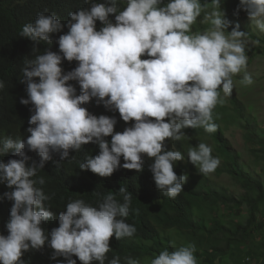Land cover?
I'll return each mask as SVG.
<instances>
[{
    "label": "clouds",
    "instance_id": "9594fccd",
    "mask_svg": "<svg viewBox=\"0 0 264 264\" xmlns=\"http://www.w3.org/2000/svg\"><path fill=\"white\" fill-rule=\"evenodd\" d=\"M221 5L222 0H93L89 7L69 13L66 24L55 13L41 12L22 26L19 36L34 42L35 55L25 59L21 69L27 98L20 103L31 104L32 114L27 138H4L0 147V153L13 150L17 157L0 160V183L12 189L0 200L13 201L5 225L8 234H0V264H25V252L46 244L53 249L51 259L56 264H77L73 255L82 264H140L131 254L108 256L110 238H131L137 231L127 222L132 195L126 187L118 192L123 202L112 192L99 191L93 193L94 204L82 198L69 200L58 215L59 226L47 232L42 225L54 213L46 205L50 195L37 186L45 184L38 172L53 153L65 160L70 150L79 152L85 144L95 143L99 153L86 156L79 164L81 170L101 177L120 167L141 172L146 155L153 161L155 186L177 197L189 178L174 171L181 160L186 169V155L172 141H179L189 127L213 134L221 131L213 116L217 104L223 103L221 92L231 103L234 76L240 75L243 86L254 83L247 70L248 33L238 23L231 26ZM241 11L264 33V0H239L234 15ZM202 13L201 23L208 26L194 31ZM65 27L68 31L55 41L58 51L49 47L40 51L39 45L53 44L52 34ZM64 60L77 65L65 72ZM70 81L78 83L79 93ZM93 99L109 111H118L130 126L115 131V116L96 115L84 106ZM166 140L175 150L168 149ZM28 152H36L39 162L29 165ZM187 157L203 175L220 164L204 142L189 148ZM150 264H198L196 246L165 247Z\"/></svg>",
    "mask_w": 264,
    "mask_h": 264
},
{
    "label": "trees",
    "instance_id": "16d2710c",
    "mask_svg": "<svg viewBox=\"0 0 264 264\" xmlns=\"http://www.w3.org/2000/svg\"><path fill=\"white\" fill-rule=\"evenodd\" d=\"M91 2L93 0H0V80L4 81V89L0 90V147H2L4 138L21 137L26 139L29 135L26 129L29 127L28 119L32 114L30 112L32 106L31 104L26 106L20 103L22 97L27 98L26 86L20 80L25 59H33L35 52L33 50L34 42L19 36L22 26L33 22L41 12L46 15L55 13L62 23L66 24L69 13L80 8H87ZM96 2H104V0H96ZM110 18L115 22L114 16ZM100 27L101 22L97 21V30ZM67 31L68 29L65 27L62 32L52 34L53 44L39 45L40 51H43L45 47H49L52 51H58V44L55 41L60 34ZM76 65V61L64 60L62 68L67 72ZM70 83L77 87L79 93L78 83L76 81H70ZM231 103L235 111H238V114L242 116L239 101L233 96V93ZM84 106L96 115L115 116L117 119L115 131H123L125 127L130 126L131 122H124L119 117L118 111H109L102 104L97 105L95 99ZM249 136L250 139L257 137L256 134ZM213 137L218 149L228 156L230 155L231 174L246 189L245 195L241 198L229 194L225 189L216 190V188H212L210 195L205 190L207 182L196 183L192 178L184 181L183 190L177 197H169L155 186L150 170L153 161L146 155L144 156V168L141 172L120 167L111 176L101 177L90 170H81L79 164L84 162L86 156H95L99 153L97 144L88 143L79 152L70 150V156L65 160H61L58 153H53L52 158L45 162L44 168L39 170L38 176L44 177L45 184L37 186L43 187L45 193L50 195L51 199L46 202V205L49 203L51 205L50 210L54 213L53 217L45 222L42 227L47 232L58 227V215L61 211L66 210L65 205L69 200L82 198L94 204L96 197L93 193L97 191L101 193L112 192L123 202L118 192L119 188L124 186L132 195L127 222L134 224L137 231L131 238H110L112 251L108 253L109 259L114 254L121 257L131 254L139 258L140 264H143L145 260L150 262L154 255L163 248L167 247L171 250L172 240L168 236H163L160 228L177 230V234L185 236V244L194 242L198 264H215V261L230 252L238 264H245V261L241 260L245 252L250 256H262L263 254L258 255L259 252L255 254V251L246 250V248L241 249V247L242 245L245 246V242L252 231L264 227V224L259 223L258 219L260 209L264 206V182L243 170L238 156L231 152L229 143L223 138L219 129L214 132ZM106 139L110 141L111 137H106ZM166 144L169 150H175L170 140H166ZM27 154L30 157L29 165L33 161L39 162L40 157L36 152H28ZM10 158H17L14 157L13 150L0 153V160L7 162ZM123 163V157H121V164ZM174 171L177 175L185 176L182 160L176 162ZM11 190L5 184L0 183V195ZM12 203L13 201L7 199L0 200V234H8L5 225L10 216ZM217 204L234 206L238 209L242 208L244 204L249 207L246 224L239 225L230 232L231 236L227 240V244L229 243L227 248L220 247L211 238L220 232L228 233V229L217 222L207 230L204 218H199L197 214L202 206L213 208ZM243 249L242 257H240V251ZM227 251L229 252L227 253ZM52 252L53 249L46 244L39 250L25 252L22 259L25 264H56L51 259ZM72 258L77 260V264H82L75 255ZM56 259L63 260L64 257H57ZM93 264H97V262H93ZM261 264H264V261Z\"/></svg>",
    "mask_w": 264,
    "mask_h": 264
},
{
    "label": "rangeland",
    "instance_id": "374dc122",
    "mask_svg": "<svg viewBox=\"0 0 264 264\" xmlns=\"http://www.w3.org/2000/svg\"><path fill=\"white\" fill-rule=\"evenodd\" d=\"M210 3L211 0H208ZM239 0H222V11L225 19L231 22V26L240 25V30L248 33L249 41L247 47L248 68L247 70L253 75L254 83L250 86H243L239 83L240 75L234 76L233 94L238 99L241 107L240 116L238 111H235L228 97L223 98V103H218L213 111V116L220 128L225 140L229 142V149L238 156V160L242 165L243 170L264 182V33H261L253 22L247 17L244 11H241L238 16L234 15ZM212 9L209 7L208 11ZM201 18L197 24L193 26L194 31L203 30L208 25L201 23ZM231 27L229 28V31ZM259 41V43H256ZM185 135L179 141H172L175 149H181L186 155L184 162L186 163V178H192L197 182H207L205 190L210 195L212 188L225 189L231 195L241 198L245 195L246 189L242 184L231 174L232 163L231 157L217 149V145L213 139V133H207L203 128H186ZM255 135V139H250L249 135ZM262 140L263 142H261ZM200 142L208 144L212 149V155L220 159V164L217 169L208 174L203 175L199 171V167L190 162L187 157L189 148L197 147ZM246 204L238 209L234 206H225L217 204L215 207L202 206L200 211H197L198 217L204 218V223L207 230L214 226L215 223H220L227 232H220L211 239L219 244L220 247L227 248V240L231 236V231L239 225H245L249 211ZM259 223L264 224V206L258 214ZM205 228V230H206ZM163 236L171 238L172 243L176 246L185 244V236L177 234V230L159 229ZM207 232V231H206ZM250 236L242 248L246 250L259 252L262 256H250L246 252L243 254L240 251V257L245 264H261L264 261V227L251 232ZM194 244V242L192 243ZM231 250V248H229ZM229 250V251H230ZM227 251V253L229 252ZM239 253V252H237ZM222 257V256H221ZM143 264H150L145 260ZM215 264H238L234 261L231 252L228 255L215 261Z\"/></svg>",
    "mask_w": 264,
    "mask_h": 264
}]
</instances>
